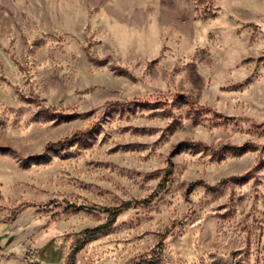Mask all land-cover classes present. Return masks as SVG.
Masks as SVG:
<instances>
[{
  "label": "rangeland",
  "instance_id": "obj_1",
  "mask_svg": "<svg viewBox=\"0 0 264 264\" xmlns=\"http://www.w3.org/2000/svg\"><path fill=\"white\" fill-rule=\"evenodd\" d=\"M0 264H264V0H0Z\"/></svg>",
  "mask_w": 264,
  "mask_h": 264
},
{
  "label": "trees",
  "instance_id": "obj_2",
  "mask_svg": "<svg viewBox=\"0 0 264 264\" xmlns=\"http://www.w3.org/2000/svg\"><path fill=\"white\" fill-rule=\"evenodd\" d=\"M65 143L62 142H54V143H49L48 148H51L53 150H60L64 147ZM200 184L203 185V183L201 182ZM150 200L148 199H143L141 201H137L135 203L133 202H129L126 204H122L120 206L114 207L113 209H109L112 212L113 217H117L119 214H121L123 211L128 210L129 208H131L134 205H144L147 204ZM113 223V220L108 221L107 223L100 225L96 228H92V229H88L87 233L90 235H95L100 233L104 228L108 227L109 225H111Z\"/></svg>",
  "mask_w": 264,
  "mask_h": 264
}]
</instances>
